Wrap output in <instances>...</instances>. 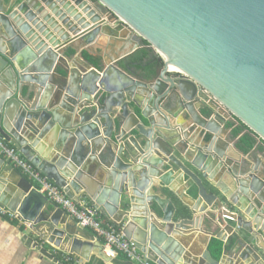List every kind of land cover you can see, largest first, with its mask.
Returning a JSON list of instances; mask_svg holds the SVG:
<instances>
[{"label":"water","instance_id":"1","mask_svg":"<svg viewBox=\"0 0 264 264\" xmlns=\"http://www.w3.org/2000/svg\"><path fill=\"white\" fill-rule=\"evenodd\" d=\"M103 14L118 25L111 26L108 19H102ZM82 29L86 30L79 34ZM123 30L127 37L120 36ZM103 33L124 44L103 59L102 70L87 63L88 70L83 73L73 69L64 81L55 78L60 60L57 50ZM144 40L162 62L151 79L130 74L119 65ZM24 85H28L26 90ZM52 97L54 103L48 105ZM146 103L151 107H145ZM131 104L140 107L149 120L148 126L138 125L140 145L133 138L126 139L123 130L113 135L115 117L121 116L119 112L127 113ZM180 113L186 114L191 124L178 125ZM229 119L242 122L264 142V0H0V134L13 140L22 155L43 169L69 197V190L80 187L74 178L67 181L71 175L66 168L81 166L86 155L97 154L105 143L97 165L110 164L113 187L110 193L101 188V199L95 204L103 209L106 200L108 212L124 222L125 236L157 264L191 262L183 257V247L168 230L186 231L198 224L199 230L222 240L227 239L226 231H232L236 251L244 249L240 257L245 264H264V238L259 242V235H264L262 158L255 147L251 152L255 162L247 161L234 149V143L228 146L232 142L228 139L225 151L214 146L220 132L226 134ZM31 122L41 123L40 134L22 133ZM199 128L211 137L204 144L191 137ZM45 136L53 151L49 148L44 153L35 147ZM153 150L158 156L152 155ZM8 171L12 179L15 174L20 176L26 186L10 197L0 193V206L33 222L38 230L49 228L51 235L39 230V236L53 242L57 235L56 245L64 236L74 250H95L104 264H144L107 254L101 239L76 237L89 230L63 227L70 214L61 207L44 213L48 197L1 157L0 192L6 188ZM102 172L104 178L107 173ZM217 174L231 178L233 189L223 181L213 182ZM153 176H159L161 183L191 208L192 218L183 217L185 213L171 198L152 193L158 189L150 186ZM203 178L220 189L226 200L209 193ZM174 182L182 187L174 188ZM193 186L197 187V198L187 193ZM132 191L141 208L133 202ZM77 198L72 199L78 202ZM228 204L240 213L226 215L236 220L239 230L250 233L249 241L228 219L225 224L216 219L215 233L204 230V222L215 219L212 208L224 213ZM148 209L161 219L164 231L156 222L149 223ZM198 210L202 215H196ZM137 220L142 222L138 225ZM34 246L59 261L38 242ZM202 259V264H220L208 249Z\"/></svg>","mask_w":264,"mask_h":264},{"label":"crops","instance_id":"2","mask_svg":"<svg viewBox=\"0 0 264 264\" xmlns=\"http://www.w3.org/2000/svg\"><path fill=\"white\" fill-rule=\"evenodd\" d=\"M102 16H103L102 19H108L110 25L113 27H116L119 23L118 21H116L112 17L109 18L105 14H103ZM88 21H89V19H88ZM85 30L86 29H82L79 32V34L83 33ZM91 36H93V35L78 39L77 41H75L73 43V46L68 45L66 47L61 48L60 50H57L58 52H60V60H59V64H58V69L55 70V78L56 79H60V80L64 81L65 76H68L70 71H72L73 69H75L77 71V73L78 72L83 73L84 71L88 70V66H86V65H88L87 64L88 62L82 56L83 51L87 50L91 54H95V55L100 54L104 59L105 57L108 58L109 56L114 55L115 52L119 51V48H121V46L124 44L123 41L116 40L115 36L113 38H111L106 33L100 34L99 36H97L94 39H91ZM120 36L121 37H127L128 32L123 30V31H121ZM75 46L78 47V49H76ZM53 49H56V48H53ZM104 66L105 65L103 63V68H104ZM27 87H28V85H24L25 90ZM59 90H60V88H59ZM33 101H35V98H33ZM47 103H48V105H52L54 103L53 97L50 98ZM145 107L150 108L151 105L146 103ZM59 112L62 114L67 113L65 110H61ZM142 112H143V110L140 107L134 106V104H131V106L129 107V111H127V113L119 112L121 114V116L115 117V122H114V126H113V128H114L113 135H116L120 131L123 130V133H125L126 139L127 138H129V139L133 138L134 140H137V143L139 145L143 144L142 140L137 139L139 137V131L137 128H138V125L140 123H143L146 126H148L149 120ZM147 112H148V110H147ZM159 115L157 114L158 119L160 117ZM186 118H187L186 114L180 113L176 118L177 124L178 125H181V124L189 125V124H191V120L186 119ZM231 122L234 123L233 126L228 125ZM31 123H33V124H31ZM31 123H28V125L26 127H24V129L22 130V133H24V131H27L30 133H34L36 131L37 135L40 134L43 130V128L41 127V123L40 122H31ZM225 125H226L225 127L227 129L226 134L220 132V135H219L217 142H214V146L220 150L225 151V149H227L226 139H228L229 141L231 140L232 142H228V146L232 145V147H233L232 143H234V146H235L234 149L236 151L240 152L242 154V157L244 159H246L247 161H250V162H255L254 154L252 155L251 152H252V149L256 147L257 155L260 158H262V163L259 167V173H260L261 177L264 178V142L262 140L258 141L259 139H257L256 145L249 152H245L241 148H239V146L237 144L238 139L241 135H239L237 137H235L233 135V129L235 127H237L238 125H240L239 121L234 120V119H229V120H227ZM200 129L201 128L195 129L194 131H192L193 134L191 137L195 138V140L199 141V143L204 144L205 143L204 140H209L211 137L209 136L208 133L200 132ZM102 130H103V128H101V131ZM246 131H249L248 128H246L244 130V132H246ZM30 133L27 135L30 136L31 135ZM255 137L257 138L256 135H255ZM4 139L8 142V144H10V145L14 144L13 140H8L6 138H4ZM50 143L51 142H50V140H48L47 136L42 137L39 145L37 147H35V149L36 150L40 149L45 153L46 151L49 150V148L50 149L53 148V146ZM103 145H105V143H102L100 145L99 150L97 151V154H94V155H90V156L86 155V151H84V153L86 155V157H85L86 159L84 161H82L81 166L76 167L75 169H71L72 167L66 168L67 166H65L66 170L69 172V175H71L70 176L71 178L66 177L67 181H71L72 178H74L78 187H80L78 191H76L74 189H71L69 191H71V198L76 199L78 197L77 198L78 202L82 201L83 203L94 207L95 209H97L99 211L101 219L104 222L113 223L114 225L121 227V230L123 231L124 222H122V223L119 222L118 220L115 219L114 214H110V212H108L107 206L105 204L106 200L103 201L104 204L102 205L104 210L95 204V201L97 203V199H101V196H100V194H101L100 189L101 188H104V189L109 191L113 187L112 186L113 177H112L111 173H109L111 171V168L108 167V166H110V164L102 165L101 166L102 168H98V165H97L99 162H101V156L99 153L103 149L102 148ZM52 151H53V149H52ZM150 151L152 152V150H150ZM155 151L156 150H153L154 153L152 155L158 156ZM243 154H245L246 156H243ZM162 156H164V155L162 154ZM0 157L5 160L6 164L11 163L8 158L2 156L1 154H0ZM17 169L27 180L31 181L29 179V177L21 171V169H19V168H17ZM39 170L46 177H48L47 173L43 169H39ZM103 170H105V174L107 173L104 178H102L104 176V174L102 172ZM197 172L200 174L199 171H197ZM10 174H11V172L8 171L6 174L7 175L6 188L3 189L2 192H0L1 194H3L6 197H10L12 194H20V192H21L20 190H22V188H24L26 186V182L20 176L15 174V177H13V179H12L10 177ZM49 179L51 181H53L55 184H57L53 179H51V178H49ZM218 181H223V183H224L223 185H226L231 190L233 189V187H232V181L233 180L231 178L226 179L224 177H221L219 174H217L213 178V182L217 183ZM203 182L206 184L209 193L215 192V194H217L223 200H226V196H224V194L221 192V190L218 189L217 187H215L214 185H212L208 179L203 178ZM151 185H156L158 187V189L156 191H152V193H155L157 195H161L162 197L171 198L174 201L176 207L178 209L180 208L181 212L185 213L183 215V217H185V218H192L193 217V212H192L191 208L189 206L185 205L175 195V193H173L168 187L163 185L160 181L159 176L151 177L150 186ZM171 186H173L174 188H180V187H182V183H177L175 186V182H174V183H171ZM196 190H197V187L193 186L192 188H190L187 191V193H189L192 197L197 198V191ZM109 193H110V191H109ZM95 194H97L98 196L96 198L95 197L93 198V195H95ZM131 194L134 197L133 202L136 203L137 206H139V208H141L142 205H139V203L137 202V197H136L135 193H133V191H132ZM89 196L92 198H90ZM263 196H264V194H263ZM199 205H201V203ZM203 205L204 204H202V207H203ZM59 207H61V206L53 203L50 200H47V202L43 206L42 211H44V213H47L49 211L52 213L55 210L58 211ZM1 208L2 207L0 206V209ZM61 208H63V207H61ZM209 208L210 207L208 206V208L205 210V212L208 211ZM3 209L6 210L8 213H12V212H10V209H8V208H3ZM212 210L216 212L215 219L214 218L209 219V220L207 219L203 224V228H204V230H206L208 232H213V233L218 231V226L215 223L216 219L218 217L225 224L224 221L226 219L225 216L227 213H231L232 215H234V214L236 215V213H238V214L240 213L236 207L229 206V204L226 207V211H228V212L221 213L216 207H213ZM104 211H106L108 213L105 214ZM202 213L198 210L196 212V215H202ZM15 214L17 215L16 217H11L8 215H7L8 217H6L5 215H3L0 212V264H63L60 260L54 261L53 259L46 257L43 253H41L34 246L35 242H38L39 245L45 247L48 250V252H51L52 254H54V256H56L55 254L57 252L69 254L70 256H73V258L76 260V263H78V264H104L105 263L99 257L98 253L93 249L91 250L88 247H81V248L74 250L71 241H66L64 239V236L62 238H60L62 241L60 242V244H57V245L55 244V239H58L57 235L55 236L53 242L48 241L47 238H45L43 236H39L38 232L40 230L41 231L40 233H43V235L49 236V235H51L49 232V228L44 226L38 230L37 227H35V226L33 227V222H31V221L28 222L23 218H19L18 213H15ZM141 215L144 216L143 214H141ZM60 216H64V215L61 214ZM142 216H140V217H142ZM148 219H149V223L150 222H156L159 230H161V231L165 230V227L162 224H160L161 219H158L153 213H151V211L149 209H148ZM228 220L233 225V227H235L234 229L239 234H241V237H244L247 241H249V239H251V235L247 230H245V229L239 230L237 228L236 220H233V219H228ZM141 222H142V220L136 221V223L138 225ZM68 225L81 227L78 225L76 219L74 217H72L71 215H69L67 223L64 224L63 227L68 226ZM253 228H254V223H253ZM199 229H200V224H198V226L193 225V228H188L186 231L185 230L184 231L168 230L169 231L168 233L171 234V237L176 240L177 244L180 245L181 248L183 247V251H184L183 257H186L188 260L191 261V262L186 261L187 264H194V262H196L195 264H202L203 263L202 262L203 261V259H202L203 253L205 250H207V249L209 250V243H210L211 239L213 237H215V236H210L209 233H205ZM254 229H256V228H254ZM148 231H149V229H148ZM134 235L137 236V234H134ZM226 235H227L226 240H222L220 238L224 242V250H223L221 257L219 259H217L211 253L212 257L215 260L220 261V264H245V261L240 257V253L242 251H244L243 247L240 250L236 251L237 246L234 244V242H236V236L233 234L232 231H226ZM76 237H79L81 240H85L86 238H93V237H90L89 231L86 233H83V234L78 233L76 235ZM215 238H217V237H215ZM263 238H264V235H261V236L259 235V242L260 243L262 242ZM32 240H33V243H32ZM165 243H163V245H165ZM140 252L142 253L144 259L149 260L152 264H157L156 261L148 258L147 252H142L141 250H140ZM106 253L108 254V253H110V251L107 250ZM114 257H117L121 260H129L125 256V254L122 252L118 253ZM183 257H182V259H183ZM179 263L184 264L185 259H184V261H181Z\"/></svg>","mask_w":264,"mask_h":264},{"label":"built area","instance_id":"3","mask_svg":"<svg viewBox=\"0 0 264 264\" xmlns=\"http://www.w3.org/2000/svg\"><path fill=\"white\" fill-rule=\"evenodd\" d=\"M0 154L8 158L17 168L21 169V171L29 177L38 191L46 195L50 201L68 211V213L76 219L79 226L92 231L94 239H101L106 250L109 249L112 256L122 252L129 260L142 262L144 264H152L150 261L144 259L139 248L125 236L122 230H118L113 223L104 222L101 219L99 211L94 207L82 201H74L66 194L65 190L51 181L34 164L27 160L19 149L17 150L13 145L7 144L1 134ZM0 212L3 215L11 217L17 216L15 213H8L3 208L0 209ZM225 218L233 219L230 215H226ZM63 256L66 260L70 258L69 254L63 253Z\"/></svg>","mask_w":264,"mask_h":264},{"label":"trees","instance_id":"4","mask_svg":"<svg viewBox=\"0 0 264 264\" xmlns=\"http://www.w3.org/2000/svg\"><path fill=\"white\" fill-rule=\"evenodd\" d=\"M82 56L88 63L97 69H103V57L100 54H91L89 51L85 50L82 52ZM161 64L162 62L160 61L159 55L152 47H150L146 40L143 41L142 46L139 49L119 62L120 67L126 70L128 73L139 75L144 79L153 78L155 76L157 67ZM239 123L240 125L233 129V135L235 137L241 135L237 144L243 151L249 152L256 145L257 138L250 131L244 132V130L248 127L240 121ZM233 124L234 123L231 122L228 125L233 126ZM11 145L16 147L15 144ZM16 149L18 150L17 147ZM5 216L8 217L7 215ZM116 227L118 230H121V227L117 225ZM89 235L90 237H93V232L90 230ZM209 250L215 258L219 259L224 250V242L219 238L213 237L209 243ZM55 255L63 264H78L76 263V260L73 258V256H70L69 260H66L63 256V253L57 252Z\"/></svg>","mask_w":264,"mask_h":264},{"label":"bare ground","instance_id":"5","mask_svg":"<svg viewBox=\"0 0 264 264\" xmlns=\"http://www.w3.org/2000/svg\"><path fill=\"white\" fill-rule=\"evenodd\" d=\"M57 47H58V46H57ZM54 48H56V47H54ZM169 67H170V69H176V67H175L174 65H170ZM107 250H109V249H107ZM107 250H106V251H107ZM109 251H110V250H109ZM108 254H110V253H108ZM110 255H111V254H110Z\"/></svg>","mask_w":264,"mask_h":264},{"label":"rangeland","instance_id":"6","mask_svg":"<svg viewBox=\"0 0 264 264\" xmlns=\"http://www.w3.org/2000/svg\"><path fill=\"white\" fill-rule=\"evenodd\" d=\"M13 213V212H12Z\"/></svg>","mask_w":264,"mask_h":264}]
</instances>
